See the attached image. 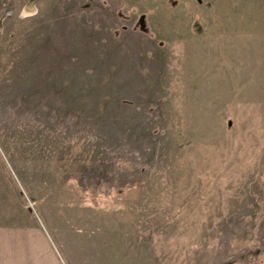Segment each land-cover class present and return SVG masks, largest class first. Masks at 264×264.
Returning <instances> with one entry per match:
<instances>
[{
	"label": "rangeland",
	"instance_id": "374dc122",
	"mask_svg": "<svg viewBox=\"0 0 264 264\" xmlns=\"http://www.w3.org/2000/svg\"><path fill=\"white\" fill-rule=\"evenodd\" d=\"M0 264H264V0H0Z\"/></svg>",
	"mask_w": 264,
	"mask_h": 264
}]
</instances>
